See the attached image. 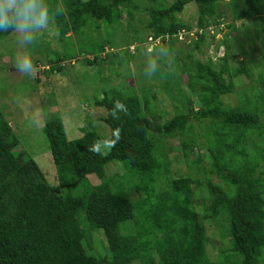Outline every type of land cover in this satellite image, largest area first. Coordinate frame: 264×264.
Here are the masks:
<instances>
[{
	"label": "trees",
	"instance_id": "16d2710c",
	"mask_svg": "<svg viewBox=\"0 0 264 264\" xmlns=\"http://www.w3.org/2000/svg\"><path fill=\"white\" fill-rule=\"evenodd\" d=\"M46 2L60 9L56 38L78 47L50 61V72L82 56L104 69L116 49L133 48L114 70L136 64L143 47L153 56L150 46L163 47L170 54L155 77L165 86L103 88L91 105L107 137L89 124L71 141L60 117L47 119V171L0 107V264H264V0ZM211 29L224 35L212 45L225 47L219 66L198 57ZM117 100L127 111L114 116ZM176 167L206 180L174 178Z\"/></svg>",
	"mask_w": 264,
	"mask_h": 264
},
{
	"label": "rangeland",
	"instance_id": "374dc122",
	"mask_svg": "<svg viewBox=\"0 0 264 264\" xmlns=\"http://www.w3.org/2000/svg\"><path fill=\"white\" fill-rule=\"evenodd\" d=\"M193 6L195 5L191 4L188 6L186 11ZM186 13L184 12L183 16H186ZM196 13L197 9L195 15ZM190 14L188 15L189 17ZM123 22L127 25L126 16H124ZM242 24L245 23L242 22L238 25L241 26ZM51 29V31L43 33L38 41L29 49L21 48L16 43V38L13 34L5 39V41L0 42V107L4 106L5 110H3L6 120L11 122L10 125L15 126L13 123L18 125L14 129V132L21 137L23 148L30 153L32 159L35 160L43 171L50 170L51 166L50 146L43 132L47 119L49 121L54 117H60L63 120L66 135L71 141L81 138L83 129L89 127V124L94 125L96 130L100 129L99 134L101 136L107 137L110 136L109 128L104 125L101 126V123L97 121L99 114L91 105L103 88L115 87L117 80H119V90H123L125 87L130 88L131 86L148 89L150 86L153 87V84L158 83L165 86L163 80L157 79L155 75L148 77L144 74L146 56L148 55L145 47L141 48L139 52L133 53L136 56L134 58L136 64L124 65L123 67L116 65L114 70L111 69L112 64L117 63L119 57L129 58L133 48L128 56L123 52L119 53L118 49L113 53L106 50L103 57L107 53H111V59L108 62L110 64H107L109 66H106L104 69H100L98 66L86 67L83 64L85 56H82L74 60L59 63V66L64 68L62 71L50 72L49 69L53 66V63H50V61L55 62L58 57L60 59L67 53L73 54L74 50L78 49V47H70L67 40L60 41L56 38L58 37L57 31L52 27ZM211 30H214V33L212 31L211 34L207 33V44L203 47L205 55H199L198 57L205 62L210 57L212 62L219 66V59L225 55V47L216 49L212 45H218L224 35H221L220 32L217 33L215 29ZM193 32H196V30L194 29ZM226 33L228 34L229 31H226ZM215 35L216 38H214L213 42L212 38ZM68 36H71V34ZM121 38L122 35H119L120 43ZM233 38L235 37L233 36ZM79 40H82V37ZM230 43L229 45H231ZM143 46L145 45L143 44ZM232 49L236 51L235 48ZM19 55H27L31 58L34 66L32 74L21 75L15 71L14 64ZM237 56L239 57V55ZM249 61V67L253 69L255 66L254 59ZM235 65L231 63L232 68ZM46 72H49V74H46ZM101 98H103L102 94ZM159 100L163 101L159 107L166 111L168 114L167 118L174 116L175 112L173 111L172 101L166 95L160 96ZM224 102L228 106H233L236 103V98L234 96L225 97ZM102 129L106 131L102 132ZM176 142L171 143L174 144ZM262 149V146H257L255 150ZM203 150L206 151L205 149ZM202 154L208 156L206 152ZM176 168V170L173 169L172 171L174 178L187 175L188 171L186 169ZM115 171L116 168L114 166L109 170V174H113ZM199 173L197 170H194L188 172V175H191L192 178L197 179L199 182H205L206 176L203 173ZM262 176L264 175L262 174ZM212 179L217 185H222L215 176ZM214 229L208 228L209 233H212ZM215 245H221L219 240L215 242Z\"/></svg>",
	"mask_w": 264,
	"mask_h": 264
},
{
	"label": "clouds",
	"instance_id": "9594fccd",
	"mask_svg": "<svg viewBox=\"0 0 264 264\" xmlns=\"http://www.w3.org/2000/svg\"><path fill=\"white\" fill-rule=\"evenodd\" d=\"M59 12L60 9H56L53 12L46 0H0V33L13 34L16 38V43L21 48L29 49L43 33L52 30L51 20ZM192 33L191 38L194 40L195 35L194 32ZM212 33H214V30H212ZM148 51L149 53H155V55L149 54L146 56L144 74L152 77L159 71L160 63L158 58L168 57L170 53L163 47L157 51L154 46H150ZM14 66L15 71L21 75H30L34 72L33 62L27 55L17 56ZM126 111L125 105L117 100L114 104L113 115L115 116L118 112L126 113Z\"/></svg>",
	"mask_w": 264,
	"mask_h": 264
}]
</instances>
